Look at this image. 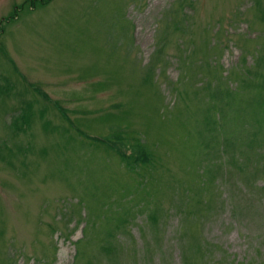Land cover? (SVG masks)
I'll use <instances>...</instances> for the list:
<instances>
[{"label": "rangeland", "instance_id": "374dc122", "mask_svg": "<svg viewBox=\"0 0 264 264\" xmlns=\"http://www.w3.org/2000/svg\"><path fill=\"white\" fill-rule=\"evenodd\" d=\"M0 264H264V0H0Z\"/></svg>", "mask_w": 264, "mask_h": 264}, {"label": "trees", "instance_id": "16d2710c", "mask_svg": "<svg viewBox=\"0 0 264 264\" xmlns=\"http://www.w3.org/2000/svg\"><path fill=\"white\" fill-rule=\"evenodd\" d=\"M34 5H35V1H34ZM120 157H121V160L123 162H126L127 164L132 163V164H141L142 165V163H145L147 160H149L145 151H143L142 154L135 159H127L122 155H120Z\"/></svg>", "mask_w": 264, "mask_h": 264}]
</instances>
